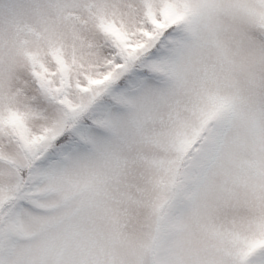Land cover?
<instances>
[{
	"label": "snow or ice",
	"instance_id": "1",
	"mask_svg": "<svg viewBox=\"0 0 264 264\" xmlns=\"http://www.w3.org/2000/svg\"><path fill=\"white\" fill-rule=\"evenodd\" d=\"M0 264H264V0H0Z\"/></svg>",
	"mask_w": 264,
	"mask_h": 264
}]
</instances>
